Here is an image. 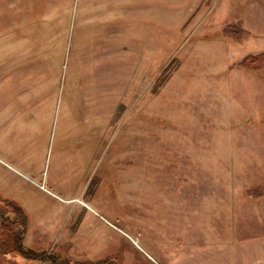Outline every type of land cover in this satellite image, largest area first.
I'll use <instances>...</instances> for the list:
<instances>
[{
	"label": "rangeland",
	"instance_id": "374dc122",
	"mask_svg": "<svg viewBox=\"0 0 264 264\" xmlns=\"http://www.w3.org/2000/svg\"><path fill=\"white\" fill-rule=\"evenodd\" d=\"M257 53L264 0H0V203L25 209V246L264 264Z\"/></svg>",
	"mask_w": 264,
	"mask_h": 264
},
{
	"label": "trees",
	"instance_id": "16d2710c",
	"mask_svg": "<svg viewBox=\"0 0 264 264\" xmlns=\"http://www.w3.org/2000/svg\"><path fill=\"white\" fill-rule=\"evenodd\" d=\"M239 65L262 68L264 53L246 55ZM25 221L26 212L19 203L8 198L2 200L0 203V258L5 254L17 253L24 259H36L42 264H109L106 260H70L60 257L53 251H38L25 246Z\"/></svg>",
	"mask_w": 264,
	"mask_h": 264
},
{
	"label": "crops",
	"instance_id": "0c3cea01",
	"mask_svg": "<svg viewBox=\"0 0 264 264\" xmlns=\"http://www.w3.org/2000/svg\"><path fill=\"white\" fill-rule=\"evenodd\" d=\"M15 101H8V100H0V109H4L7 107H11Z\"/></svg>",
	"mask_w": 264,
	"mask_h": 264
},
{
	"label": "built area",
	"instance_id": "2783aa9c",
	"mask_svg": "<svg viewBox=\"0 0 264 264\" xmlns=\"http://www.w3.org/2000/svg\"><path fill=\"white\" fill-rule=\"evenodd\" d=\"M40 186H41L42 188L44 187V185H42V184H41Z\"/></svg>",
	"mask_w": 264,
	"mask_h": 264
}]
</instances>
